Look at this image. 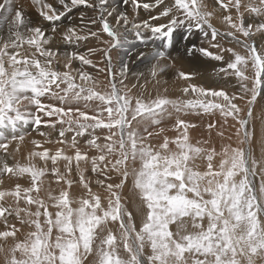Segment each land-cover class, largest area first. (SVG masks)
I'll return each mask as SVG.
<instances>
[{"label": "rangeland", "instance_id": "obj_1", "mask_svg": "<svg viewBox=\"0 0 264 264\" xmlns=\"http://www.w3.org/2000/svg\"><path fill=\"white\" fill-rule=\"evenodd\" d=\"M27 1L32 2V0ZM18 2L20 8H23L26 18L34 24L33 26H40L44 28L47 35H50L52 33L51 23L48 21H44L43 18L39 16V5H34L32 3L33 11L31 14L27 15L25 11V0H12L14 7L18 5ZM45 2L52 3L53 7H56L58 8V10L63 11L62 6L57 7V4L56 2H54V0H45ZM89 2L96 5V7H93L94 11L92 13V19H97L95 12L97 11V8H99V0H89ZM227 2L228 0H225V3ZM256 2L257 0H240V3L242 5H252ZM205 3L208 5L209 10L214 13V15L211 16V22L213 23V25L220 32H226L227 30L231 31V29L220 28L216 25L217 21H223L221 16L224 14V10L222 8H219L215 0H205ZM80 7L81 9H84L86 7V10L89 8L83 5H81ZM229 7H231V5H229ZM240 11H244V8L242 7ZM4 15V19L0 18V49H2L3 43L7 44L6 41H3L5 37L13 34L16 38H18L16 35V30L6 22L9 14L5 12ZM72 16L73 14H69L68 19H70ZM233 18L238 21V17L236 16L235 12ZM249 19L251 18L249 17ZM48 23L50 24V26H47ZM66 23L68 22L60 23L59 21H56L55 24L57 25V30L62 26H66ZM21 30L24 32L23 29H20V31ZM185 30L187 29H181L182 34ZM92 31H99L97 25H95ZM86 33L87 32H85L84 34ZM187 33L188 31L186 32V34ZM133 35L135 38L133 39L132 45L135 46H130L128 55H133L137 52V50H141L142 48L140 47H142V44H144L145 42H148L147 48L149 49H161L162 45H155L152 43L151 36L146 38L144 36V40L143 42H141L136 38L135 34ZM125 36L129 38L127 32L125 33ZM199 36H203V34L199 33ZM101 37L102 39H108L107 34L105 33H101ZM181 37H183V39ZM181 37L178 32L174 33V44L172 48L174 46L180 47V42L183 44L187 41L185 35H182ZM54 38L55 45H49L48 47H54L52 48L54 51L67 50V47H64L61 42H56L58 40H62L61 36ZM208 39L202 38L199 40L200 43H202V47L208 48V46L210 45V38ZM220 39L224 43L223 46L227 44V47L233 48L234 51L239 53L241 57L248 58V53L245 51L244 45L237 43L236 41L231 40L227 37H220ZM241 39H243V37H241ZM257 40L259 41V34H257ZM17 42L22 44V46L18 48L12 47L11 43L6 49V52H19L20 56L24 57L29 56L32 52L35 51L34 48L30 47L26 43V39L24 40L20 38L17 40ZM161 42L164 44V41ZM137 44H140V46H137ZM85 46L86 49L81 48L79 51H71L70 53H85L87 52L89 47H104V45L100 44L95 38L92 37H90L85 42L84 47ZM132 47H134V49H132ZM122 49L123 47L119 50H112V57L114 61L113 63L117 68L119 67L120 62L123 61V55L121 53ZM261 51L264 52L263 45H261ZM229 55L230 53L225 54L226 60L228 59ZM191 56H194V54H192ZM37 57L38 59H44L43 57H40L39 54H37ZM198 57H200V54ZM89 58L92 59L96 67H92L90 65L82 66L79 60H73L72 71L68 83L65 84L64 82H61L57 84L56 82H53L52 86H54L51 87V91L55 93V96L59 91L61 92V96H66L67 98L63 102H51L47 100V102L45 100L41 101V103L44 105L54 104L61 108L73 109V112L68 113L65 117V119L69 117L73 119V130L70 131L67 125H63L65 130L64 137H61L59 135L60 128L62 127V125H60L59 123L56 124L55 128L48 127L49 130L46 131L45 129H43L42 125L41 127H39V130H37V127L35 125L25 124L23 123V120H15V128L17 131H20H18L19 133L14 132V134L12 132L11 121L16 117L17 106H9L8 104L0 106L3 109H7L4 112L3 123L2 125H0V133H2V138H0V168H6L9 173L3 174L2 172H0V264H7V261L4 257V252L13 249L17 250V256L21 260H23L25 258V253H30L33 246H38V236L42 237V252L46 251L47 254L55 257L61 256V248L57 247L58 242L62 245L70 240L76 241L80 235L79 222L81 216L79 210L84 207L85 212H87L88 214L92 213V209L82 204V201L92 200L93 202H95V197L99 196L100 206L95 209V214L102 215L104 209L109 205V200L112 198V190L106 189L104 186H102V184L98 183V181L105 180V174L110 175L113 181H118L121 172L123 171V165H117V161H120L122 159L121 152L123 150L126 149L128 151H131L128 133L136 134L138 149L143 148L148 152L160 156L162 158L160 161L161 165H163L164 158H170L175 154H179L183 157L187 156V173L192 176H195L197 174L198 176H200V183L203 182L202 186L195 185V187L198 188V193H194L191 190L192 186H189V191L186 193V195L190 199L209 200L212 199V196L210 195L211 192L218 191L220 189L224 190L223 195L225 197V203L221 205L222 216L220 223H223L225 220L228 221V227L231 230L233 239L230 241V246H225L227 248V251L223 249L218 250L215 247L212 248V252H218V254L209 256V258L212 259L210 260L211 263L209 261V264H215V261L217 260H219L221 264H264V252H261L259 255H257L254 262L249 259V256L252 253V248L249 247V243L257 241L258 237L261 234H264V156H261L258 152L260 149V139L257 137L258 130L255 131V135L252 134L253 129L256 130L259 125H264V123L259 124L260 121H258V123L256 122V114L257 112L260 113L259 109L256 107V103H260L258 105L261 110L262 107L260 106H262L261 103L264 99H260L258 97L257 99L259 101L256 100V103L254 105H251L249 103L250 93H237L238 86H236V83H243L249 89L253 88L254 86H258L259 72L257 70V64L259 63V60L256 62V64H254L250 59H247L246 63H242L238 66L239 73H229V76H225L223 73L219 72V69L221 67H226V65H224L222 62L214 61L212 63H207V66H205L203 70L208 73V80H210V82L204 83L205 79L202 78V83H197L206 88L211 87L217 90L223 88L230 94H234L235 96H237L238 98L234 101V103L237 104L240 108V111L237 113V116L239 118H247L249 109L252 110L253 115L252 118L249 119V136L247 137L245 136L244 129L238 122V119L233 118L231 115H228L226 117L224 115V112H222L220 109H215L211 114L200 113L199 115H197L193 109L182 107L181 102L186 99H192V97H184L179 93L155 95L153 89H149L151 93L150 96L147 98H142V96H140L136 92V90H134L133 85L125 82L123 85H117V87L120 88L121 93L126 96L128 100V109L124 114L127 117L128 124L124 129V136L121 137L120 130L116 127H112L110 129L97 128L95 130V135L100 137V139L96 141V143L92 146L88 143V139L90 137H88L87 135L77 137L79 150L81 152L87 153V160L80 159L79 161H77L75 158L71 160L55 158L57 157V149H63V155L65 154V156L74 157L76 148L72 145L71 141L72 136L75 135V120L78 117H83V114L87 113L89 117L98 118L101 121H108L109 123L118 122L120 118L121 113L118 111L119 104L115 101V99H113L111 103L107 102V98L111 96L112 86L107 76V70H100L105 68V62L102 54L100 52H96L90 55ZM201 58L205 59V57ZM2 60L5 71L4 82L7 85L9 79L7 74L12 73L14 68L22 69L25 67V65L10 64L9 56L7 54L2 56ZM168 61L169 64L171 63L170 65L172 66V69L174 63L171 59H169ZM58 63L59 60L55 63L57 64V68L55 69L63 71L58 68ZM215 66L216 68L218 67L216 71L214 70ZM81 68H83L84 71H87L91 75V80L81 81V79H79L78 70ZM32 70L35 71V69ZM236 75H239L241 79L235 80L236 78L234 76ZM73 77L75 78V86H72ZM171 82L173 85H175L174 83L181 84L180 81ZM27 94L30 95V92H28ZM44 96L45 99H49V97H51L52 95L46 94ZM76 96L90 98L77 100L75 98ZM100 96H104L106 99L102 101L100 99ZM157 97H167L172 100L171 104L165 106L164 111L161 114L162 116L158 117V122H153L151 114H139L135 111L136 102L138 99L141 98L140 100H142L144 103H151ZM5 99H7L6 93ZM215 102L219 104L228 103L222 98H216ZM18 108L21 112H25L23 107ZM109 108L112 109L111 113L108 112ZM27 109L34 110V108L30 106V104L27 105ZM76 109H79V112L75 111ZM179 109L183 111V115H181L180 118L175 119L176 117H170V113L172 111H178ZM224 111L226 112L227 109H225ZM208 115H212L211 119L206 117ZM43 119L48 120L49 118L43 117ZM179 121H187L188 123L195 125V127H186L193 130L190 136L188 135L189 132L187 131H185V135L181 134V136H179L180 134L178 130L181 129L178 124ZM80 122L94 124L96 121L95 119L81 118ZM144 123L146 124V127L143 126ZM209 123L215 124V127L211 130H209L207 127ZM29 126H31L32 129H30ZM149 126L150 128H147ZM252 126H254V128ZM165 129H171L172 131L170 130L167 134H165ZM5 131L11 132L8 134ZM40 133H45V135H41ZM215 133H217V136L219 138L215 136ZM21 134L22 137H19L21 136ZM32 134H34V136H25ZM10 135H12L13 137ZM193 135L199 136L200 138L198 140H195L196 138L194 139ZM108 136L111 137V140L106 141L104 137ZM213 136L218 142L214 139ZM24 138H27V140H25ZM121 139L124 140V149H122L120 145ZM34 141L39 142L42 147H36ZM213 141H215L214 144L211 143ZM219 141H221L222 143H219ZM250 142L251 149L248 147ZM215 143H219L221 145ZM106 144H110L113 146L111 152H106L104 150V146ZM29 146L30 149H27L29 148ZM13 149H18L17 154L20 153L21 156H12V151H14ZM45 149L49 150V152L47 153L48 158H45ZM25 151L27 152V154ZM30 153L32 154V156ZM205 153H207V155ZM101 156L104 157L103 161L99 159V157ZM93 157L97 158L96 163L104 169L103 171L99 173L92 172ZM143 163V158L139 154H137L135 160L129 159L127 161L126 167L128 171V181L121 190L122 203L125 206L124 212H132L133 214L131 220L125 217V223L128 225V228L131 231L128 234L122 232L118 222L105 223L101 225L97 230V239L95 241V244H99V239L104 235V230L108 229V231L114 232L117 235V244L119 243V245L116 244L115 248L118 250L120 256L124 258L129 257V251L125 249V242L132 252L136 251V246L133 240H135L137 245L140 243V241L136 238L137 233L135 229L139 230V228L142 226V224L139 225L137 223V221L142 222V219L137 212L139 208H143L142 210L145 209L139 200L132 197V181L134 179L133 173L139 171L143 167ZM82 180L87 181V183H83ZM169 180L173 184H180L179 180H174L171 177H169ZM69 182L71 183L69 184ZM108 182L109 181L105 180V183ZM230 196H234L235 200H229L228 197ZM130 200L132 202H130ZM182 203L183 202H178L177 207L182 206ZM233 207L238 209L240 213L239 217L234 214L230 215L228 209ZM132 210L137 212L135 213ZM144 212L146 215V210ZM61 213L63 215L59 217L60 219L67 218V223L63 225L57 223L58 214ZM142 214L143 212L140 213L141 216ZM236 219L237 221H235ZM49 221H51V223ZM199 223H201L204 228H207V225L209 224V217L205 215L203 220L199 221ZM133 225H135V228H133ZM62 227L67 230L61 231ZM170 228L174 231L175 225H170ZM196 230L197 229H192V231ZM122 241L123 243H121ZM122 244H124V246ZM260 247L264 248V245H261ZM142 251V254L144 253L143 257L152 254L151 246L147 242V240H145L143 244ZM81 255H83V253H81ZM91 259L92 257L90 256L89 260ZM55 264H59V261L57 260ZM145 264H147V261H145Z\"/></svg>", "mask_w": 264, "mask_h": 264}, {"label": "snow or ice", "instance_id": "obj_2", "mask_svg": "<svg viewBox=\"0 0 264 264\" xmlns=\"http://www.w3.org/2000/svg\"><path fill=\"white\" fill-rule=\"evenodd\" d=\"M124 5L131 4L134 11L138 12L143 9L148 12L147 18H141L140 22H134L129 19L126 12H119L115 16L113 13L116 11L112 8L107 11L105 6L109 4V0H99V7L101 13L97 19H92L91 24L96 25L99 21V31H88L86 34L81 35L74 27H67L66 30L57 32L56 21H60L70 13L73 8L77 6H87L89 8L96 7V5L89 2V0H58V4L62 6L63 11L53 7L52 3H47L45 0H32L34 5L40 6L39 16L44 21L51 23V32L53 35H46L44 28L40 26H33L30 20L26 18L23 8L14 7L12 0H0V18H5V12H9L6 22L16 30L17 37H23L20 29L27 33L26 43L34 48L29 56L21 57L19 52L7 53L6 49L9 45H4L0 49V106L8 104L9 106L18 105L21 98L29 100L36 111L21 112L16 108V117L12 120V131L15 132V120H23L25 124H32L37 127L44 124L45 126L55 128L56 124L62 125L59 131L61 137L65 136L63 125H67L70 131L73 130L74 123L71 117L65 119L68 113L73 112L72 108H61L54 104L44 105L41 103L40 97L50 94L55 95L51 91L53 82L65 84L68 83L72 71V61L79 60L80 64L90 65L96 67L90 55L100 52L104 58L105 68L100 70H107V76L112 86L111 96L107 98V102L111 103L113 99L119 104L118 111L121 113L118 122L109 123L108 121H101L98 118L89 117L87 113L83 117H78L75 120L76 129L75 135L72 137V145L76 148L74 157L63 155V149H57V157L67 160L75 158L77 161L80 159H88L86 152H81L77 143V137L87 135L89 145L96 143L100 137L95 135L97 128L110 129L116 127L120 130L121 137L124 136V129L128 124L127 117L124 115L128 109V100L124 96L118 84L123 85L128 81L131 69L128 63L121 61L119 67L113 63L112 50L121 49L126 43V32H134L137 39L141 42L144 40V33L150 32L151 38L164 41L161 49L154 55L155 63L149 68L150 75L155 78L160 72L166 68L172 67L167 63L161 64V61L168 59L166 49L173 46L174 33L179 28H186L190 33L193 29L203 33L206 37L211 34L210 47L216 51H210L208 48L193 46L187 49V54L192 55L199 53L210 60L222 62L226 67L219 69L220 73L229 76V73H239V65L246 63L250 59L254 64H257L259 72L258 86L249 89L246 85L242 84L241 88L244 92L250 93L249 103L254 105L257 98L264 99V52L261 51V45H264V0H257L252 5H242L240 0H215L219 8L224 10L221 16L222 20L227 24L228 29L231 31L220 32L211 22V16L214 13L209 10L208 5L202 0H154V2H145V0H122ZM231 5V7H229ZM110 7V6H109ZM244 11H240L241 8ZM155 10V13L153 12ZM107 11V16H112L114 24L110 23L104 15ZM235 12L238 21L233 18L232 13ZM249 17L251 19H249ZM83 20V13H81ZM247 21V22H246ZM87 27V25H85ZM101 33L107 34L108 39H102ZM259 34V41L257 40ZM61 36L65 44H77L81 41H86L89 37L95 38L100 44L104 45L102 48L89 47L85 53H63L64 64L63 67L66 71L56 70L53 65L58 61V51H53L49 45H55V36ZM217 37H227L244 45L245 51L248 53V58H243L239 53L230 47H222ZM243 37V39H241ZM12 47H21L19 42L11 45ZM230 53L228 59H225V54ZM7 54L9 56L10 64H23L24 68H14L13 72L7 74L8 84L4 82V65L2 56ZM37 54L43 57V61L37 58ZM145 54L139 52L138 56L143 57ZM32 69H35L33 71ZM231 70V71H229ZM177 79L184 80L185 82L192 81L196 73L192 70L178 69ZM79 79L91 80V75L84 71L83 68L78 70ZM133 76L143 77L144 73H132ZM236 80L241 79L239 75L234 76ZM75 86L74 80L72 78ZM135 86V85H134ZM31 92L32 95L27 93ZM183 94H195V99H186L182 102V107L193 109L197 115L200 113L211 114L215 109H220L227 117L231 115L233 118L238 119V122L244 129L245 136L249 135L248 126L249 119L252 118L253 112L249 109L247 118H239L237 113L240 108L234 101L238 98L234 94H230L223 88L213 89L211 87H204L196 83H187V86L182 89ZM5 93L7 99H5ZM21 94L23 97H21ZM79 99H89L90 97H75ZM216 98H222L227 101V104L216 103ZM57 99L64 101V96H58ZM104 101L106 98L100 96ZM172 100L167 97H157L151 103H144L138 99L136 102L135 111L139 114H151L153 122H158V117L163 113L165 106L171 104ZM227 109L225 112L224 110ZM7 109L0 107V125L4 120V112ZM75 111L79 112V109ZM112 109L109 108L108 112L111 113ZM48 117L44 120L41 116ZM54 118V119H53ZM82 119H95L94 124L81 123ZM261 123H264V116L261 117ZM181 128L195 127V125L187 121H179ZM208 129L211 130L215 124L209 123ZM255 129L252 134L255 135ZM45 135V133H40ZM2 138V133H0ZM128 138L131 145V151L123 150L121 152L122 159L117 161V165H123V171L118 181H113L110 175L105 174V180H100L98 183L102 184L106 189L111 191V199L109 205L104 209L102 215H96L95 209L100 206V197H95V202L92 200L82 201L86 207L92 209V213L85 212L84 207L80 211L79 232L80 235L76 241H68L64 244L58 242L57 247L61 248V256L55 257L42 252L43 248L42 237H37V245L33 246L30 253L25 254V258L21 260L17 256V250H8L4 252V257L7 264H55L58 260L59 264H209V256L217 255L212 252L215 247L218 250L223 249L227 251L225 246H230V241L233 239L231 230L228 227V221L220 223L222 216L221 205L225 203L223 189L213 191L210 193L212 199H190L186 193L189 191V186L184 183L185 169L182 167L183 156L175 154L170 158L163 159V165L160 164L161 157L155 155L143 148L137 147V139L135 133H128ZM104 139L111 140V137H104ZM179 143V141H178ZM36 147H42L39 142H35ZM121 148L124 149V140L120 141ZM6 146V145H5ZM98 146V145H97ZM112 145L106 144L104 150L106 152L112 151ZM48 149L44 150L45 158H48ZM137 154L143 158V167L133 173L134 179L132 181L133 192L132 197L139 200L146 210L145 221L139 230L135 229L137 233V240L140 243L137 245L136 251L132 252L131 249L125 244V249L129 251V257L124 258L120 256L118 250L115 248L117 244V235L114 232L104 230V235L100 237L99 244H95L97 239V230L101 225L108 222H118L121 231L128 234L131 230L125 223V217L129 220L132 219V212H124V204L122 203L121 190L128 181L127 161L129 159L135 160ZM101 161L104 157H99ZM92 172L99 173L104 169L96 163L97 158L93 157ZM11 167V166H9ZM115 167V166H114ZM3 174H9L6 168H0ZM169 177L174 180H179L180 184H173L170 182ZM191 179V177H189ZM87 183V181H83ZM71 182H69L70 184ZM18 186V185H17ZM191 190L198 193V188L193 184ZM229 200H235L234 196L228 197ZM178 202H183L182 206L177 207ZM230 215L234 214L239 217V211L235 207L228 209ZM63 214H58L57 223H67V218L60 219ZM209 217V224L204 228L199 221H202L204 216ZM6 218V216H5ZM51 223V221H49ZM170 225H175V230L170 228ZM14 228V226H13ZM135 228V225H133ZM190 229H199V231H190ZM15 230V229H14ZM67 229L61 228V231ZM147 242L151 246L152 254L143 257L142 249L143 244ZM171 242V243H170ZM264 234L258 237L257 241L249 243L252 248V253L249 259L253 262L256 256L264 252ZM83 253V255H81ZM92 257L89 260V257ZM215 264H221L219 260Z\"/></svg>", "mask_w": 264, "mask_h": 264}, {"label": "bare ground", "instance_id": "obj_3", "mask_svg": "<svg viewBox=\"0 0 264 264\" xmlns=\"http://www.w3.org/2000/svg\"><path fill=\"white\" fill-rule=\"evenodd\" d=\"M54 2H56V4H57V7H59L60 5L58 4V0H54ZM145 2H154V0H145ZM166 2H167V0H166ZM202 2H205V0H203ZM110 6V7H109ZM98 7H99V5H98ZM16 8H20V5H19V2H18V5L16 6ZM84 8V7H83ZM112 8H115L116 9V11L113 13V16H115L117 13H119V12H126L128 15H129V19L130 20H133L134 22H137V23H139L140 22V20H141V18H147L148 17V12L147 11H145V10H143V9H140L138 12H136V11H134L133 9H132V7H131V4L129 3L128 5H124L123 4V2H122V0H109V4L108 5H106L105 6V9L107 10V11H111L112 10ZM25 11H26V13H27V15H29V14H31L32 13V11H33V5H32V2H30V1H27V0H25ZM93 11H94V9L93 8H88L87 10H86V7L84 8V9H81V7L80 6H77L76 8H73L72 9V11L70 12V13H67L66 14V16L64 17V18H62L59 22L60 23H62V22H68V23H66V26H62V27H60V28H58V30H57V32L58 33H60L61 32V30H66L67 29V27H74L77 31H78V33L79 34H81V35H83L85 32H88V31H92L93 29H94V27H95V25H93V24H91L90 23V21L92 20V13H93ZM107 11H105L104 12V15L106 16V18L109 20V22L110 23H113L114 24V19H113V17L112 16H107ZM153 12L155 13V10H153ZM8 14H9V12H7ZM81 13H83V20L81 19ZM100 13H101V8L99 7V8H97V11L95 12V14H96V16H97V18L99 17V15H100ZM69 14H73V16L70 18V19H68V15ZM232 15H234V12L232 13ZM94 19V18H93ZM43 24H45V23H43ZM32 25H34L33 23H32ZM85 25H87V27H85ZM97 27H98V29H99V21L97 22ZM216 25L218 26V27H220V28H228L227 27V24L224 22V21H217L216 22ZM47 26H50V24L48 23L47 24ZM181 29L182 28H179V29H177L176 30V32L175 33H177L178 32V34H180V37L182 36V35H185L186 36V38H187V41L185 42V43H179L180 44V47H169V48H167L166 49V52H167V54H168V59L166 60V61H161V64H164V63H167L168 65H170L169 64V59H171L172 60V62L174 63V65H173V68L171 69V67H168V68H166L163 72H160L155 78H153L151 75H150V73H149V68L155 63V60L153 59V55L158 51V50H160L159 48H157V49H149V48H147V44H148V42H145L144 44H142V47H140V48H142L141 50L139 49V50H137V52L136 53H134L133 55H128V51H129V49H130V46L133 44L132 42H133V39L135 38L134 37V32H127L128 33V35H129V38H127V40H126V43L124 44V46H123V49L121 50V53H122V55H123V61L124 62H126V63H128V65H129V68L131 69V71H130V73H129V78H128V81H126L128 84H130V85H135L134 86V90H136V92L140 95V96H142V98H147V97H149L150 96V91H149V89H153V92H154V94L155 95H158V94H162V95H168V94H177V93H179V94H182L184 97H192V99H195L196 97H195V94L194 93H189L188 95H185V94H183V92H182V89L184 88V87H186L187 86V83H202L201 82V79L202 78H204L205 79V82L204 83H209L210 82V80H208V73L206 72V71H204L203 70V68L205 67V66H207V63H212V62H214V60H210L208 57L206 58L205 56H203V55H201L200 54V57H198L199 56V53L197 52V53H194V56H191V55H188L187 54V49H190V48H192L193 46H195L196 48H200V47H202V43H200V39H202V38H206V39H208V38H210V43L212 42V43H214L215 41H211V34H210V32H209V35H208V37H205V35L203 34V36H199V33H201V32H198L197 30H195V29H193V31L192 32H188L187 34H186V32H187V30H185L184 32H183V34H182V31H181ZM21 32H22V34H23V37H22V39H26L27 40V33L26 32H23L22 30H21ZM13 35V34H12ZM12 35H10V36H8V37H5L4 39H3V41H6L7 42V44L9 45V44H14L15 42H17V40L18 39H20L21 37H18V38H16L14 35L12 36ZM47 35V34H46ZM50 35H53V33H51ZM144 36H145V38L146 37H150L151 36V34H150V32H145L144 33ZM55 37H59V35H57V36H55ZM90 38V37H89ZM182 39H183V37H181ZM209 40V39H208ZM87 41V40H86ZM86 41H81V42H78L77 44H65L64 45V42H63V40H58V41H56V42H61L62 43V45L64 46V47H67V50H59L58 51V53H59V58H58V60H59V63H58V65H59V67L58 68H60L61 70H63V71H66L67 69H65L64 67H63V64H64V58H63V53H65V52H67V53H70L71 51H79L81 48H84V49H86V46L84 47V45H85V42ZM174 41V40H173ZM217 41H219L220 42V44H221V46H223L224 45V43H223V41L220 39V37H217ZM23 42V41H22ZM152 43L153 44H160V45H163V43L161 42V40H159V39H154V38H152ZM7 44H5V43H3L2 44V49H3V46L4 45H7ZM173 44H174V42H173ZM201 44V45H200ZM61 45V44H60ZM132 46H135V45H132ZM137 46H140V44H137ZM264 46V45H263ZM59 47V46H58ZM61 47V46H60ZM162 47V46H161ZM223 47H227V44H225V46H223ZM52 48H54V47H52ZM132 49H134V47H132ZM208 49L210 50V51H216V49H212L211 47H210V45L208 46ZM54 51V50H53ZM10 52V51H9ZM139 52H143L145 55H144V57H139L138 56V53ZM201 57H205V59H202ZM38 58V57H37ZM7 59V58H6ZM39 59H41V61H43V59L42 58H39ZM98 60V59H97ZM114 62V61H113ZM5 63V62H4ZM8 64V63H7ZM74 64V63H73ZM57 64H55L54 63V65H53V67L54 68H57V66H56ZM145 68V69H144ZM218 68V67H217ZM217 68H216V66L214 67V70L216 71L217 70ZM12 69V68H11ZM178 69H182V70H192V71H194L195 73H196V75H195V78L192 80V81H188V82H185L184 80H181V79H177V70ZM133 72H135V73H137V74H139V73H144V76L143 77H137V76H133L132 75V73ZM73 73V72H72ZM74 74V73H73ZM216 77V76H215ZM218 78V77H217ZM226 79V78H225ZM224 79V80H225ZM212 80V79H211ZM236 80V79H235ZM82 81V80H81ZM147 81V82H146ZM171 81H180L181 82V84H176V83H174L175 85H173L172 84V82ZM85 83V82H84ZM243 83H240V84H238V83H236V86H238L237 87V93H243L244 91L242 90V88H241V85H242ZM60 85V84H59ZM245 85V84H244ZM54 86V85H53ZM53 86H51V87H53ZM61 86V85H60ZM95 86V85H94ZM110 86V85H109ZM110 90V89H109ZM107 92V91H106ZM111 92V91H110ZM135 92V91H134ZM110 94V93H109ZM23 95H25V94H21V97H23ZM30 95H32V93L30 92ZM58 96H61V92L59 91L58 93H57V95L55 96V95H52L51 97H49V99H45V96H42V97H40V99L41 100H47V101H51V102H61L59 99H57V97ZM67 97L65 96V99H66ZM141 99V98H140ZM218 99V98H217ZM258 100V99H257ZM46 101V102H47ZM259 101V100H258ZM183 102V101H182ZM181 102V103H182ZM223 103V102H222ZM28 104H30V106H32V108H34V110H28L27 109V105ZM258 104H260L259 102L258 103H256V107L259 109V112L260 113H258L257 112V114H256V122L258 123V121H260L259 122V124H261V117L262 116H264V100L262 101V106H260V107H262L261 108V110H260V108H259V105ZM14 106H17V107H23L24 108V111L25 112H32V111H36V109H35V106H33L32 104H31V102L29 101V100H25V99H23V98H21V101H20V103L18 104V105H14ZM258 109H256V110H258ZM184 111H185V109H184ZM214 114V113H213ZM181 115H183V111L181 110V109H179L178 111H172L171 113H170V117H176L175 119H177V118H180L181 117ZM41 116H43V114L41 113ZM104 116V115H103ZM160 116H162V115H160ZM214 116V115H213ZM101 117V116H100ZM206 117H208V118H210L211 119V117H212V115H208V116H206ZM219 117V116H218ZM224 117V116H223ZM231 117V116H230ZM242 117V116H241ZM43 118V117H42ZM152 118V117H151ZM215 118H216V116H215ZM218 119V118H217ZM251 119V118H250ZM216 121V120H215ZM218 121V120H217ZM254 122V121H253ZM231 123V122H230ZM42 125V127H43V129H45L46 131H48L49 130V128H48V126H45L44 124H41ZM41 125L39 126V127H41ZM234 125V124H233ZM143 126H145L146 127V124L144 123L143 124ZM257 126V125H256ZM222 127V126H221ZM251 127V126H250ZM253 128H254V126H252ZM23 128V127H22ZM29 128L30 129H32L31 128V126H29ZM147 128H150V126L149 127H147ZM219 128V127H218ZM171 129H165L164 130V133L165 134H167L169 131H170ZM258 130V138L260 139V149H259V154L261 155V156H264V125H259L258 126V128L256 129V131ZM18 131H20V130H18ZM17 130L15 131V133H17L18 132ZM33 131V130H32ZM34 131H37V130H34ZM103 131H104V129H103ZM172 131V130H171ZM179 131V136H181V134H186L185 133V131H187V132H189V136H190V134H192V129H189V128H181L180 130H178ZM6 133H10L11 131H5ZM13 132V131H12ZM174 132H176V131H174ZM220 132V131H219ZM239 132V131H238ZM14 133V132H13ZM14 133V134H15ZM19 133V132H18ZM34 133V132H33ZM197 133V132H196ZM241 133V132H240ZM12 134V133H11ZM177 134V133H176ZM195 134V133H194ZM13 135V134H12ZM12 135H10V136H12ZM170 135V134H169ZM197 135V134H196ZM8 136V135H7ZM9 136V137H10ZM25 136H28V137H31V136H34V134H32V135H25ZM51 136V135H50ZM171 136V135H170ZM178 136V135H177ZM215 136L217 137V138H219L218 136H217V133H215ZM249 136V135H248ZM13 137V136H12ZM19 137H22V134H21V136H19ZM52 137V136H51ZM73 137V136H72ZM214 137V136H213ZM184 138V137H183ZM193 138L195 139V140H198L200 137L199 136H195V135H193ZM22 139V138H21ZM25 139V138H24ZM35 139V138H34ZM33 139V140H34ZM214 139L216 140V138L214 137ZM25 140H27V138L25 139ZM191 140V139H190ZM210 140V139H209ZM251 140V139H250ZM98 141V140H97ZM217 141V140H216ZM18 142V141H17ZM22 142V141H21ZM112 142V141H111ZM214 142L215 141H213V142H211L212 144H214ZM218 142V141H217ZM32 143V142H31ZM219 143H222L221 141H219ZM219 143H215V144H219ZM19 144V143H18ZM44 144V143H43ZM48 144V143H47ZM19 145H21V144H19ZM209 145H210V142H209ZM219 145H221V144H219ZM250 145H251V142L249 143V148H250ZM22 146V145H21ZM27 146V145H26ZM92 146V145H91ZM215 146V145H214ZM223 146V145H222ZM252 146H253V144H252ZM24 147V146H23ZM154 147V146H153ZM207 148V147H206ZM205 148V149H206ZM27 149H30V146H29V148H27ZM218 149V148H217ZM251 149V148H250ZM14 151H12V156H14V157H20L21 156V154L20 153H18L17 154V150H15V149H13ZM159 150H160V148H159ZM209 150V149H208ZM31 151V150H30ZM26 152V151H25ZM29 152V151H28ZM206 152V151H205ZM229 152H230V150H229ZM41 153V152H40ZM208 153V152H207ZM207 153H205L206 155H207ZM217 153V152H216ZM10 154V153H9ZM26 154H27V152H26ZM29 154V153H28ZM31 154V153H30ZM215 154V153H214ZM65 155V154H64ZM217 155V154H216ZM31 156H32V154H31ZM209 156V155H208ZM229 156V155H228ZM35 157V156H34ZM41 157V156H40ZM207 157V156H206ZM220 157V156H219ZM33 158V157H32ZM44 158V157H43ZM50 158H52V157H50ZM54 158V157H53ZM56 158V157H55ZM231 158V157H230ZM249 158V157H248ZM39 159V158H38ZM38 159H36V160H38ZM41 159V158H40ZM48 160V159H47ZM248 160V159H247ZM264 160V159H263ZM43 161H45V160H43ZM246 161V160H245ZM230 162V161H229ZM263 162V161H262ZM213 164V163H212ZM230 166V165H229ZM257 167V166H256ZM261 167V166H260ZM139 168H141V167H139ZM254 169V168H253ZM241 170V169H240ZM246 170H247V167H246ZM226 172V171H225ZM209 174V173H208ZM223 174V173H222ZM225 174V173H224ZM227 174V173H226ZM207 175V174H206ZM228 178V177H227ZM230 178V177H229ZM218 179V178H217ZM224 179V178H223ZM214 181V180H213ZM215 181H217V180H215ZM214 184V183H213ZM45 185V184H44ZM218 185V184H217ZM257 185V184H256ZM257 191V190H256ZM263 199V198H262ZM261 199V200H262ZM133 200V199H132ZM135 201V200H134ZM263 201V200H262ZM130 202H132L131 200H130ZM137 203H139V202H137ZM136 204V203H135ZM141 204V203H140ZM138 206V205H137ZM135 207V206H134ZM133 207V208H134ZM139 207V206H138ZM261 207V206H260ZM262 207H263V205H262ZM136 209V208H135ZM143 209V208H142ZM142 209H138V215L141 217V219H142V222H138L137 221V223L139 224V225H141L144 221H145V210H142ZM145 209V208H144ZM225 209V208H224ZM132 211H134V210H132ZM135 212V211H134ZM135 212V213H136ZM143 212V214H142V216L140 215V213H142ZM24 213V212H23ZM77 215H78V213H77ZM56 216V215H55ZM52 217V216H51ZM48 219H50V218H48ZM77 219V218H76ZM232 221V220H231ZM235 221H237V219L235 220ZM43 222V221H42ZM233 222V221H232ZM234 223H236V222H234ZM243 223V222H242ZM245 223V222H244ZM236 224H238V223H236ZM241 224V223H240ZM51 225V224H50ZM231 225V224H230ZM234 225V224H233ZM109 226V225H108ZM238 226V225H237ZM240 226V225H239ZM242 226V225H241ZM109 228H111V227H109ZM108 230V229H107ZM102 231H103V229H102ZM243 231V230H242ZM237 232V231H236ZM104 233V232H103ZM8 237V236H7ZM6 237V238H7ZM120 237V236H119ZM13 238V237H12ZM76 238V237H75ZM120 240V239H119ZM127 240V239H126ZM3 241V240H2ZM10 241V240H9ZM74 241V240H73ZM120 242V241H119ZM121 243H123V241L121 242ZM125 244H126V242H125ZM234 244V243H233ZM11 245V244H10ZM117 245H119V243L117 244ZM123 246H124V244H122ZM8 246V245H7ZM10 247V246H9ZM32 247V246H31ZM55 247V246H54ZM121 248V247H120ZM21 250V249H20ZM30 250V249H29ZM26 254V253H25ZM221 260V259H220ZM224 262V261H223ZM211 263V262H210Z\"/></svg>", "mask_w": 264, "mask_h": 264}, {"label": "crops", "instance_id": "obj_4", "mask_svg": "<svg viewBox=\"0 0 264 264\" xmlns=\"http://www.w3.org/2000/svg\"><path fill=\"white\" fill-rule=\"evenodd\" d=\"M215 78V77H214ZM42 101V100H41ZM187 165H188V158H187V156H184V159H183V161H182V167L185 169V183H186V185H188V186H192V184H193V180H194V183H195V185L197 186V185H203V182L202 183H200V181H199V178H200V176H198L197 174L195 175V176H192V175H190V174H188L187 173ZM189 177H191V179H189ZM202 178V177H201ZM190 231H192V229H190ZM196 231H199V229H197ZM133 242L135 243V246H136V248H137V243L135 242V240H133ZM143 252V251H142ZM144 254V253H143ZM147 257V256H146ZM208 260L210 261V260H212L211 258H208ZM211 262V261H210Z\"/></svg>", "mask_w": 264, "mask_h": 264}]
</instances>
